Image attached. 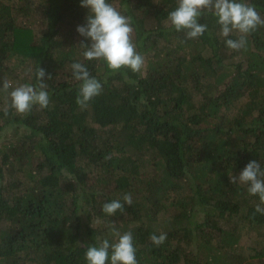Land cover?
Here are the masks:
<instances>
[{"label":"trees","instance_id":"1","mask_svg":"<svg viewBox=\"0 0 264 264\" xmlns=\"http://www.w3.org/2000/svg\"><path fill=\"white\" fill-rule=\"evenodd\" d=\"M107 2L131 18L138 73L84 59L81 0H0V264H87L115 232L132 233L138 264H264L259 197L229 180L264 169V26L234 51L240 34L222 37L211 14L194 39L167 24L177 0ZM246 2L264 18V0ZM75 62L102 84L83 109ZM38 68L49 105L18 114L9 93Z\"/></svg>","mask_w":264,"mask_h":264},{"label":"clouds","instance_id":"2","mask_svg":"<svg viewBox=\"0 0 264 264\" xmlns=\"http://www.w3.org/2000/svg\"><path fill=\"white\" fill-rule=\"evenodd\" d=\"M81 7L87 8L89 14L87 23L78 26L77 32L91 40L90 45L80 44L84 49L82 53L84 59L104 61L112 72L122 68L133 73L140 72L145 58L136 50L133 43L131 18L122 15L107 0H81ZM205 14H211L216 18L222 37L227 38L233 32L240 34L236 40H225L227 48L234 51L246 48L247 36L258 27L264 26V18L257 12L255 6L246 0H177V7L168 13L166 23L177 32H185L186 39H194L202 36L207 30L206 24L198 22ZM71 68L75 80L81 82L76 103L83 109L92 98L101 94L102 84L91 76L83 63L75 62ZM35 75V85L21 84L9 93V107L18 114L26 115L34 106L43 109L49 105L50 97L44 80L45 70L38 68ZM51 78L49 75L48 79ZM10 87V83L5 80L3 89L7 91ZM229 180L232 184L239 182L247 185L248 193L259 197L256 212L264 214V207H261L264 205V169L259 162L255 160L248 162L238 176L231 175ZM123 200L131 205V194H125ZM123 207L120 200H113L104 203L102 211L113 216L118 210L123 211ZM115 235L118 239L114 243L110 244L105 239L99 246L87 247L85 252L87 264H138L132 233L115 232ZM166 238V233L152 234L149 237L156 246L162 245Z\"/></svg>","mask_w":264,"mask_h":264},{"label":"rangeland","instance_id":"3","mask_svg":"<svg viewBox=\"0 0 264 264\" xmlns=\"http://www.w3.org/2000/svg\"><path fill=\"white\" fill-rule=\"evenodd\" d=\"M244 244H247V241L245 240Z\"/></svg>","mask_w":264,"mask_h":264}]
</instances>
